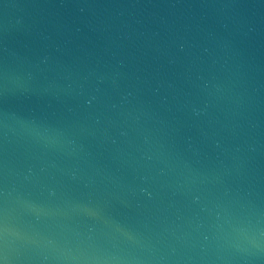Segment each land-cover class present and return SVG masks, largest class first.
I'll use <instances>...</instances> for the list:
<instances>
[{
    "label": "water",
    "instance_id": "1",
    "mask_svg": "<svg viewBox=\"0 0 264 264\" xmlns=\"http://www.w3.org/2000/svg\"><path fill=\"white\" fill-rule=\"evenodd\" d=\"M0 264H264V0H0Z\"/></svg>",
    "mask_w": 264,
    "mask_h": 264
}]
</instances>
